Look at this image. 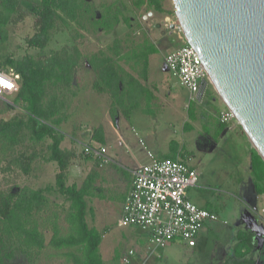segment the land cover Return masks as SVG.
I'll use <instances>...</instances> for the list:
<instances>
[{"label":"rangeland","instance_id":"374dc122","mask_svg":"<svg viewBox=\"0 0 264 264\" xmlns=\"http://www.w3.org/2000/svg\"><path fill=\"white\" fill-rule=\"evenodd\" d=\"M80 1L82 7L74 20L59 12L47 14L48 38L42 46L28 44L41 26L37 6L30 0H21L0 29V71L7 75L17 74L9 62L25 55L43 61L50 55L62 53L77 58L69 85L45 84L46 98L55 96L61 101L58 115H61L62 121L55 132L61 137V150L69 154L64 170L65 184L79 187L89 174L98 172L95 168H99L103 161L84 148L100 146L92 136L96 128L104 126L108 135L107 147L109 145L111 152L122 150L128 156L131 151L140 158L147 157V151L155 156L163 155L164 148L172 149L182 157L189 153L188 162L198 173L195 189L207 202L206 207L220 219L224 216L229 218V209L234 205L246 207L248 201L242 185L246 183L248 167L242 137L247 146H252L241 126L235 118L224 123L229 129L215 141V130L221 123L219 115L228 110L227 107L211 84L201 101L189 100L187 89L178 83L177 77L165 65V55L185 42L172 0H160L161 11L148 2L137 6L138 0ZM149 46L154 47L156 52L148 56L147 74L143 79L140 62H136L134 57L126 59L119 56L147 50ZM95 55L117 60L151 90L154 96L150 103L152 116L134 113L126 118L118 109L112 120L109 114L112 98L96 87L97 78L89 64V59ZM18 80L19 77L15 79V90L0 92V123L13 119L24 124L17 144L6 150L0 147V196L16 195L23 187L49 188L44 191L48 200L46 206L31 213L48 242L54 219L61 235L69 232L65 217L70 201L58 192L55 185L58 167L51 160V139L47 136L38 138L29 128L31 121L24 109L26 103L16 96ZM140 105L137 111L142 112L145 102L141 100ZM189 112H192V117ZM112 121H116L120 133L128 137L127 146L116 143L117 136L110 125ZM41 126L38 121L35 129ZM132 127L138 132L137 136H134ZM138 138L143 140V145ZM91 191V195L85 196V219L88 226L100 234L98 254L102 264H121L120 260L128 249L134 250L130 264H200L205 257L201 254L208 253L213 239L212 255L205 264L242 261L233 250L238 239L228 229L219 232L215 238L212 232L203 231L207 242L205 245L204 240L199 241V245H205L199 255H191L187 243L183 241L163 247L154 246L149 243L146 231L136 226H119L116 203L101 201L105 190L98 176ZM253 214L264 221V210L260 211L256 204ZM253 221L254 217L253 220L244 217V221H239L252 235L249 239L252 250L250 253L243 251L246 252L244 264H264V261L258 263L264 243V226H254ZM139 238L143 240L142 244L136 243ZM240 241L244 242L246 250L248 240L240 238ZM146 247L154 249L147 259L143 254ZM72 254L82 256V246L26 248L16 236L0 230V264H75Z\"/></svg>","mask_w":264,"mask_h":264},{"label":"trees","instance_id":"16d2710c","mask_svg":"<svg viewBox=\"0 0 264 264\" xmlns=\"http://www.w3.org/2000/svg\"><path fill=\"white\" fill-rule=\"evenodd\" d=\"M21 0H0V29L5 24L8 17L15 11ZM35 3L36 11L41 18L39 31L29 40L30 46H42L48 38V17L47 14L59 12L68 19H76L80 13L82 2L80 0H30ZM148 2L156 10L161 11L160 0H138L137 6ZM66 52V51H60ZM156 52V49L149 46L147 50H139L132 54H123L120 58H135L141 65V76L146 78L149 54ZM111 57L92 56L89 64L92 67L99 90L106 91L112 98L109 114L114 120L118 109L128 116L133 111L140 109L141 100L145 102L142 109L144 113L151 114L150 107L153 94L137 77L128 72L122 65ZM9 64L18 74V88L16 96L25 102V111L31 121L29 128L40 138L47 136L51 139V160L55 161L58 172L55 173V185L60 194L66 195L69 199V209L66 214V221L69 224V232L60 234V227L57 221H52V234L48 242L39 230L36 220L31 213L43 209L47 204L45 189H32L23 187L18 194L0 196V230L7 235H14L26 248L41 249L46 245L54 248L68 246H82V256L72 254L75 264H102L98 254L100 234L95 228H90L86 222V200L85 196L92 194V186L96 179V174H89L81 186H67L64 181V170L67 165L69 154L61 150L59 143L61 137L56 134V126L62 121L60 113L61 101L55 96L46 98L45 84L59 83L69 85L77 58L71 54H53L48 59L36 60L29 55H25L19 60L10 61ZM190 114V112H189ZM192 116V112L190 114ZM40 121L42 126L36 130V123ZM24 127L23 122L8 120L0 123V147L3 150L9 149L17 144L20 130ZM223 127V126H222ZM96 142L103 141L102 127L96 128L92 136ZM68 154V155H67ZM251 173L255 180L257 193L264 192V161L252 149L250 157ZM249 242V239H247ZM248 246V244H247Z\"/></svg>","mask_w":264,"mask_h":264},{"label":"water","instance_id":"95a60500","mask_svg":"<svg viewBox=\"0 0 264 264\" xmlns=\"http://www.w3.org/2000/svg\"><path fill=\"white\" fill-rule=\"evenodd\" d=\"M185 41L264 161V0H172Z\"/></svg>","mask_w":264,"mask_h":264},{"label":"built area","instance_id":"2783aa9c","mask_svg":"<svg viewBox=\"0 0 264 264\" xmlns=\"http://www.w3.org/2000/svg\"><path fill=\"white\" fill-rule=\"evenodd\" d=\"M195 49L186 41L164 57L166 67L187 89L189 100L201 101L210 84L207 73ZM18 74L7 75L0 71V92L16 89ZM234 119L226 110L219 115L221 123ZM86 152L104 153L85 146ZM149 161L138 164L130 171V183L122 201L119 226H136L148 233L149 242L163 247L174 240L195 244L196 235L205 222L218 219L214 212L199 207L187 197L188 188L198 179L195 169L179 158H158L147 152ZM133 249H128L121 264H130Z\"/></svg>","mask_w":264,"mask_h":264},{"label":"crops","instance_id":"0c3cea01","mask_svg":"<svg viewBox=\"0 0 264 264\" xmlns=\"http://www.w3.org/2000/svg\"><path fill=\"white\" fill-rule=\"evenodd\" d=\"M134 113L135 114L139 113L141 115L142 114L147 115V113H144L143 111L140 112V111L135 110L131 114H129L128 116H125L123 114V117L130 118V116L131 115L133 116ZM149 115L152 116V114H149ZM192 116H193V114H192ZM113 122L114 121H112L110 123V125H111V128L113 129V132L117 136V142L116 143L122 147L127 146L128 142H129L128 137L126 136L125 133L121 134L119 129H118L117 122L116 121H115V123H113ZM132 129L134 130V136L135 135L137 136L138 132L136 131V129H134L133 127H132ZM227 129H229V126L225 125L224 123H219L218 128L215 130V136L217 137V139H214V140L215 141L219 140L221 138V136L226 133ZM102 131H103V141L98 142L100 144L99 147H93V148L98 151L99 148L103 147L105 151L102 154H95V153H93V154L95 155V157L98 156L97 157L98 160H102L103 163H101V166L99 168H97V167L95 168L96 169L95 171H98V172H94V173L96 174V176H98L99 180H102V182H103V186H104V190H105V196L101 201L103 203H104V200L106 202L116 203V205H117L116 207H118L119 215H120L121 208H122V201H123V198L127 192V189L129 187V183H130V171L133 168H135L138 164L147 163L149 161V159H147L148 156L147 157L142 156V158H140V156H137L136 154H134L131 151H129L130 154H128V156L124 152H122V150H118L117 152H111L109 145L107 147L106 142H107L108 135H107V132H106L104 126H102ZM138 142L143 145V140L141 138H138ZM242 142H243L242 145H244V150H245L246 155H247V157H246L247 158L246 159V164H247L246 168L248 167L246 183H244L242 185V191H243V194H244L245 198L247 199L248 203L246 204V207L236 206V205L232 206L229 209V212H230L229 214H231V216L229 218L224 216L221 219L218 217V219L214 222H205L202 225V227L200 228V230L198 231V234L196 235L195 244L192 246H189L188 244L186 245L190 249L191 255H194V254L199 255V253H201L202 249L206 245L205 243L207 241L203 236V231L207 230L209 232H212L214 235V238H215L219 232H223V231H225V229H228V232L233 234L235 236V238L238 239V240H236V243L234 244L233 250L235 252L236 257L242 259V261H236V262L234 261L232 263L233 264H239V263L244 264L246 262V260H244L245 259L244 256L246 255L245 253L246 252L250 253V251L252 250V243L250 241L248 246L246 244L247 248L245 250L244 242L240 241V238L247 240V239H251L252 235H251V233H249L250 230H247L248 229L247 227H243L239 221H244V217L245 218L251 217L253 220V217H254V221H253L254 226H258V225L264 226V221H262L261 219H258V217H256L253 214L254 204H256V206L258 207V209L260 211L264 210V192H261V193L256 192L255 185H254L255 184L254 176L251 173L252 169L250 166V157H251V152H252L253 148H250L249 146H247V144H245L246 140L243 137H242ZM163 150H164L162 153L163 155H158L157 156L158 158H163V157L164 158L165 157L179 158V159L183 160L185 163H187V165L189 167L195 169V171H196V168L194 167V165L192 163L188 162V161H190V157H191V155L188 152H187L188 154L186 155V157H182L181 154L178 155L172 149H165L164 148ZM195 188H197L196 184L194 186L188 188V190H187L188 199L190 201H192L194 204H196L197 206L205 208V209L210 211V209H208L206 207L207 202L205 201V199L203 198L201 193H199ZM232 217H233V219H231ZM146 234L148 236V233H146ZM201 240H204L203 243L205 245H201V244L199 245V241H201ZM213 240H212V246L210 247L208 253L201 254V255H205V257L202 259L203 261L200 264H205L206 259H209L211 257V255H212L211 250H212L213 244H214ZM142 241L143 240H141L139 238L136 240V243L142 244L143 243ZM176 241H181V240H174L168 244L176 243ZM149 243H148V245H149ZM168 244H166V245H168ZM261 248L262 249H261L259 257H258L259 258L258 263L264 261V243L262 244ZM143 250H144L143 251L144 257L147 259V257H149L153 253L154 249L151 248V250H149V248L146 247V248H143ZM243 251H246V252L243 253Z\"/></svg>","mask_w":264,"mask_h":264},{"label":"bare ground","instance_id":"6f19581e","mask_svg":"<svg viewBox=\"0 0 264 264\" xmlns=\"http://www.w3.org/2000/svg\"><path fill=\"white\" fill-rule=\"evenodd\" d=\"M238 122V121H237Z\"/></svg>","mask_w":264,"mask_h":264}]
</instances>
